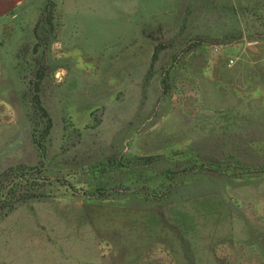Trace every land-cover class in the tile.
<instances>
[{
    "label": "rangeland",
    "instance_id": "374dc122",
    "mask_svg": "<svg viewBox=\"0 0 264 264\" xmlns=\"http://www.w3.org/2000/svg\"><path fill=\"white\" fill-rule=\"evenodd\" d=\"M5 173L0 264H264V0H0Z\"/></svg>",
    "mask_w": 264,
    "mask_h": 264
},
{
    "label": "trees",
    "instance_id": "16d2710c",
    "mask_svg": "<svg viewBox=\"0 0 264 264\" xmlns=\"http://www.w3.org/2000/svg\"><path fill=\"white\" fill-rule=\"evenodd\" d=\"M32 104L35 110L38 108H42V110L44 111L43 107L41 106L39 96L37 94L32 99ZM6 173L3 176L0 175V181H2V183L6 181L4 179L8 178V175H6ZM12 185L13 187H15L13 192L11 191L9 192L8 190L7 191L0 190V200L3 203L2 205H4L6 202L10 200L17 201L25 198L28 195L30 189L32 188L30 186L25 187V183L22 182V179H18ZM9 209L10 208H0V214L7 212V210Z\"/></svg>",
    "mask_w": 264,
    "mask_h": 264
}]
</instances>
